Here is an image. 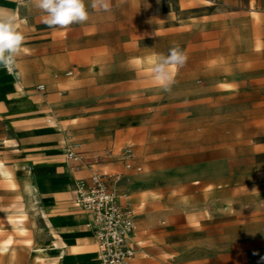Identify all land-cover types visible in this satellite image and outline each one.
Listing matches in <instances>:
<instances>
[{
  "label": "rangeland",
  "instance_id": "1",
  "mask_svg": "<svg viewBox=\"0 0 264 264\" xmlns=\"http://www.w3.org/2000/svg\"><path fill=\"white\" fill-rule=\"evenodd\" d=\"M4 3L26 39L20 75L0 67V264H98L58 228L72 183L124 170L126 146L142 165L135 264H264V0H111L66 29ZM32 43L55 58L36 62ZM174 45L188 61L164 91L152 70ZM67 177L69 197L41 184Z\"/></svg>",
  "mask_w": 264,
  "mask_h": 264
},
{
  "label": "built area",
  "instance_id": "2",
  "mask_svg": "<svg viewBox=\"0 0 264 264\" xmlns=\"http://www.w3.org/2000/svg\"><path fill=\"white\" fill-rule=\"evenodd\" d=\"M36 89L45 91L46 85L37 84ZM48 121L52 122V118ZM65 155L68 160L85 164L83 154L73 145H67ZM120 158L125 171L92 170L88 176L77 179L73 187L74 202L85 213V224L94 237L100 264H134L139 247L131 189L123 185V180L127 171H141L142 165L130 146L123 149Z\"/></svg>",
  "mask_w": 264,
  "mask_h": 264
},
{
  "label": "clouds",
  "instance_id": "3",
  "mask_svg": "<svg viewBox=\"0 0 264 264\" xmlns=\"http://www.w3.org/2000/svg\"><path fill=\"white\" fill-rule=\"evenodd\" d=\"M43 14V23L53 29H66L74 24H84L90 19V11L108 12L111 0H28ZM26 37L17 28V18L11 11L0 9V67L13 73L22 54ZM188 61L187 54L173 46L167 55H161L153 66V75L164 91H171L175 74Z\"/></svg>",
  "mask_w": 264,
  "mask_h": 264
},
{
  "label": "crops",
  "instance_id": "4",
  "mask_svg": "<svg viewBox=\"0 0 264 264\" xmlns=\"http://www.w3.org/2000/svg\"><path fill=\"white\" fill-rule=\"evenodd\" d=\"M17 2L19 3V0H17ZM0 9H4V10L10 11L11 10V3H4L3 5L0 6ZM13 10H15V12L17 14L19 13V8L17 7V5H13ZM17 28H18V25H17ZM30 46L35 50L34 52L37 53V55H38V59L36 60V62L44 63V62L49 61V60H47V58H55V54H53L54 52L53 53L49 52V50L51 48L50 44L32 43V44H30ZM5 72L7 74H10L6 70H5ZM14 74L19 76L20 72H15ZM10 75H12V74H10ZM65 75H67L66 72H65ZM14 78L16 79V77H14ZM4 88L5 87L2 84H0V91L3 90ZM40 92H43V91H40ZM67 145L65 146V148L67 147ZM65 148H64V154H65ZM69 161H72V160H69ZM72 162H75V161H72ZM108 164L112 165L113 163H108ZM94 170H96V169H94ZM91 171L87 175H85L83 177L88 176L91 173ZM118 171H125V169L124 170H118ZM132 171H137V170L132 169V170L127 171L126 176H125V178L123 180V185L128 186L131 189V198H132V201H133L135 214H136V218H135V220H136V239H137V241L139 243L138 252H137V256H138V253L141 251V248H142L144 243L138 237L137 217H138L139 204H138V202L136 200V197L132 194V182L129 180L130 173ZM75 182H76V180L72 183V195H73L72 196V200H73V203H74L75 207H72L70 202H67V221L66 222L63 221L64 225L60 226L58 229L60 231H62V232H65V234H67V243H72L71 246L74 245V247H72V248H74L76 253H78V254H87V255L94 256L95 252H96V259L98 261L97 246H96V243H95V240H94V237H93L91 231L86 227V224H85L86 223L85 213L74 202L73 187H74V183ZM61 183H60V181H56L55 179H49L48 181H44L41 184L43 186H45L46 188H52L51 190H53L56 193V195H58V196L69 197L70 196L69 178L67 177V183H64V184L63 183L61 184ZM58 184H60V185H58ZM42 185L39 184V187H41ZM55 193H54V195H55ZM59 207H61V206H59ZM55 209H58V207L55 208ZM76 209H78L77 210L78 212H74V210H76ZM77 217L83 219V225H81V224L79 225L77 223V221H76ZM55 219L56 218H53V223L56 224L57 222H56ZM88 236L92 239V243L89 241ZM137 256L135 258L134 264L136 262ZM98 264H100L99 261H98Z\"/></svg>",
  "mask_w": 264,
  "mask_h": 264
},
{
  "label": "bare ground",
  "instance_id": "5",
  "mask_svg": "<svg viewBox=\"0 0 264 264\" xmlns=\"http://www.w3.org/2000/svg\"><path fill=\"white\" fill-rule=\"evenodd\" d=\"M26 188H27V190H28V192L30 193V195L32 194V192H33V188H34V185L33 184H31L30 182H27V184H26ZM22 205V204H21ZM25 207L24 206H21V211H25ZM11 221H12V223H13V225H15V226H17V227H21L22 225H23V223H24V221H25V219H24V217H22V216H19V217H14V218H12L11 219ZM8 243H9V241H5L1 246H0V249L1 250H4L6 247H7V245H8ZM36 250H40V249H36ZM39 252V251H38Z\"/></svg>",
  "mask_w": 264,
  "mask_h": 264
}]
</instances>
